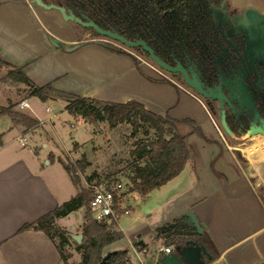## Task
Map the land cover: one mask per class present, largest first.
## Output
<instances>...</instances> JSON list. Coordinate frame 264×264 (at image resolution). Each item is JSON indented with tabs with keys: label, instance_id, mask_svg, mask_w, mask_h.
Returning <instances> with one entry per match:
<instances>
[{
	"label": "crops",
	"instance_id": "crops-1",
	"mask_svg": "<svg viewBox=\"0 0 264 264\" xmlns=\"http://www.w3.org/2000/svg\"><path fill=\"white\" fill-rule=\"evenodd\" d=\"M249 4L253 5H242ZM76 24L66 21L56 9L37 5L35 0H0V55L15 66H21L24 74L38 86L53 83L55 88L63 91L110 102L135 100L159 115L193 116L195 118H188L198 124L210 118L201 98L191 90L159 77L149 66L137 65L128 54L104 47L97 38L80 37L76 28L74 32ZM52 38L65 46L54 45ZM75 44L80 46L74 51L65 48ZM28 92L30 94V89ZM58 99L62 98L49 100ZM23 100L28 101V98L12 102L21 109ZM195 104L199 105L200 111H191L189 107ZM26 108L34 112L31 105L21 112L39 120L37 126L29 129L22 123H14L10 116L0 114L3 120L9 121L10 128L17 130H0V251L6 264H60V254L45 232H18L23 224L37 220L78 193V190L73 192L69 173H46L37 149L29 147V155H34L33 158L9 149L19 141L16 140L19 134L26 132L27 135L58 116L52 114L41 118L27 112ZM46 110L51 111L49 106ZM99 137L96 135L91 139ZM212 144L222 149L218 141H210L209 145ZM28 145L29 139L25 146ZM225 145L233 161L224 162L220 154L206 161L195 158L196 164L188 161L178 176L158 189L178 181L167 191L159 207V216L150 215V219L139 224L134 233L131 231L137 235L130 239L133 246H128L132 264L134 257L141 264H155L160 255L172 253L174 245L169 243L170 230H162L161 226L173 222L188 210L196 213L219 251V257L213 263L257 264L264 259V203L233 149ZM50 155L55 159L58 157L54 151ZM187 166L191 173L184 176ZM140 239L144 244L139 242ZM166 246L172 251L165 252L163 247Z\"/></svg>",
	"mask_w": 264,
	"mask_h": 264
},
{
	"label": "trees",
	"instance_id": "trees-1",
	"mask_svg": "<svg viewBox=\"0 0 264 264\" xmlns=\"http://www.w3.org/2000/svg\"><path fill=\"white\" fill-rule=\"evenodd\" d=\"M50 2L71 8L77 15L84 12L102 27H106V24H116L119 25L120 30L126 33L132 32L137 36L145 34L144 36L150 41L155 38L158 39L160 33L164 35L171 33V30H164L166 20L162 14L163 8L157 0H50ZM194 2L198 10L201 0H175L174 6L180 13V22H177V26L190 22L191 17L194 16L192 8ZM198 18H201L200 11H198ZM94 32L99 35L98 32ZM110 49L114 50L112 47ZM0 63L11 68L8 72L11 79L24 82L29 88L31 87L32 95L38 96L43 101L50 98H62L67 102L66 109L69 113L80 116L92 124L106 121L114 127L120 123L131 122L138 128L147 125L150 129H154L157 133L156 139L148 142L142 141L139 144L136 151L138 153L137 159L131 165L132 170L129 174V179L133 184L131 190L137 191L143 198L178 176L190 159L191 150L188 145V135L178 132L177 125L187 123L194 128V132H202L194 119H177L169 114L159 115L135 100L110 102L63 91L55 88L53 83L38 86L24 74L21 66H15L1 55ZM14 106L15 104L10 103L6 107H0V114L8 115L14 123H22L27 127L39 123V120L33 116L14 110ZM59 160L70 174L74 184L81 187L80 183L73 179V169L77 163H80L79 169L83 171L88 162L84 161L83 158L73 163H69L63 158ZM105 180L108 179H103V181ZM103 181H99L97 184L100 185ZM108 183L110 182L108 181ZM126 194L127 192H123V196ZM93 197V188H81L76 195L55 209L33 222L23 224L18 232L25 230L43 231L52 240L55 236H59L63 245L69 244L70 232L56 225L55 220L84 208V238L81 243H77V248L83 251L80 264H99L104 256L105 247L122 239L125 234L119 229L118 219L109 224L99 221L94 216ZM261 199L264 203L263 195ZM183 226L188 228L187 225L183 224ZM178 235L179 233H176V238L169 235V241H174L175 244L182 243L181 240L178 242ZM199 240L206 244L208 251L213 255L212 261L216 260L219 257V251L213 245L206 231L200 235ZM57 248L62 261L69 264L67 255L62 252L58 245ZM107 264H132L129 249H119L110 257Z\"/></svg>",
	"mask_w": 264,
	"mask_h": 264
},
{
	"label": "rangeland",
	"instance_id": "rangeland-1",
	"mask_svg": "<svg viewBox=\"0 0 264 264\" xmlns=\"http://www.w3.org/2000/svg\"><path fill=\"white\" fill-rule=\"evenodd\" d=\"M231 1L240 5L243 3H252L254 6H260V9H262L261 11L264 12V0ZM75 28L76 31H78L80 37L86 36L97 39L108 38L105 36L102 38L96 37L102 35H96L93 28L84 27L78 23L74 27V32ZM123 47L126 49L129 48L125 45H123ZM147 60L149 63L153 64L159 69L158 72L154 70V73L165 79L161 73L167 74V72H165L162 68H159V66L154 64V62H152L150 59ZM10 69L11 68L9 66L0 63V106L8 105L12 101L18 103L21 99L27 97L31 108L34 111L31 112L30 109L26 108L25 110L27 112L35 113L41 118L52 114L58 116L53 117L51 121L46 122L43 125L38 126L35 130L29 132L26 135L29 139L28 146L22 145L19 141H17L16 143L9 146V149H13V151L23 155H29V147H32V149L35 150L37 149L39 154L37 156L39 161L42 163L41 166L47 169L46 173H68L63 167L62 163L57 159L59 156H62L59 158H63L69 163H73L78 159H85L84 161L88 162L85 166L86 169L83 171L80 170V163H77L73 169V179L75 182L80 183L81 185V187H77L70 178L73 192H76L81 188L88 189V187H91L90 185L97 184L99 181H103V179H108L103 181L106 185H112L117 181L124 183V191L127 192L129 198L128 200H125L123 207L131 208L128 210V212L123 211L120 214L118 222L119 227L122 229L125 236L122 239L115 241L105 247L104 255L108 252V250H118V248L122 250L128 248V246H133V243H131L130 239L137 235L136 233L133 235L131 231L134 233V229H136L139 224L142 225L143 223L147 222L150 219V215L153 214V216H156V218L159 216V207L163 202V199L166 197L167 191L178 183V181L174 182L162 190L157 189L151 192L145 198H143L137 191L131 190L133 184L129 179V174L132 170L131 165L137 159V148L142 141L148 142L156 139V131L154 129H150L147 125L138 128L131 122L120 123L114 127L110 126L106 121L92 124L80 116L69 113L65 106L66 102L62 99L43 101L38 96L30 95L31 92L29 94L28 90H32V88L27 86L29 88L28 89L23 83L11 79L8 76ZM181 87L183 89L189 90L184 85ZM47 106L50 107V112L46 110ZM189 108L191 111L195 109H197V112L200 111L198 104L192 105V108ZM13 109L21 112V109L23 108L20 109L15 105ZM203 114L204 113H202V115ZM179 116L180 117L177 118L180 119L193 117L184 116L181 114ZM214 118L218 123L216 116ZM200 120L203 119L200 118ZM8 123V120H3V118L0 117V130L9 129L10 132L17 131L16 129L10 128L9 125H7ZM22 125L27 127L24 124ZM198 125L201 126V133L199 131L194 132V128H192V126L187 123L177 125L178 132L181 134L190 135L192 133L188 140V145L191 150L189 159V161L191 160L190 164H196V161H194L195 158L197 159L199 157L206 161L207 158L213 157L214 155L217 156V154H220V159H223L224 162L230 160L233 161L232 156H229L230 154L225 145L226 142L224 141V143L223 141L219 140V134H223V136L228 139L226 133L223 130L220 132V130L217 129L215 123L212 122L211 118L201 121V123ZM34 126L37 125H33V127ZM96 135L100 136L99 139H91ZM256 138H258V140L260 138L263 139L260 136H257ZM258 140L252 139L250 143L245 145H238L236 143L234 144L228 140V145H230V147L233 149L235 156L237 157L242 168L247 172V175L254 185L256 191L260 193L261 196H264V173H262V171L261 173H257L260 168H262L264 172V161H262L264 158V145L261 146V149L255 147V144L258 142ZM210 141H218L221 143L222 149L215 147L213 144L209 145ZM250 146H252V156H249V153L245 151V149L249 148ZM52 151H54L56 156H58L56 159L54 156L50 155ZM29 157L33 158L35 156L29 155ZM184 173V176L191 173L190 166L186 168ZM108 181L110 183H108ZM70 197L71 195L68 197V199ZM84 212L85 209L83 208L75 212V214L72 213L69 216L57 218L55 220L56 225L70 232L71 235L69 244L63 245L59 236H55L54 240H52L47 235L49 239L55 244L56 248L58 245L62 252L67 255L69 264H80L82 262L83 251L77 248V242L72 237V234H83V225L85 223L83 217ZM97 214L98 213L94 211V216ZM169 243L174 245L173 247L175 248L174 241ZM59 257L61 259V256ZM132 261L133 264H141L139 259L136 257H134ZM0 264H6V260L1 251ZM60 264H65L62 259Z\"/></svg>",
	"mask_w": 264,
	"mask_h": 264
},
{
	"label": "flooded vegetation",
	"instance_id": "flooded-vegetation-1",
	"mask_svg": "<svg viewBox=\"0 0 264 264\" xmlns=\"http://www.w3.org/2000/svg\"><path fill=\"white\" fill-rule=\"evenodd\" d=\"M157 1L163 8L162 14L166 20L164 30H171L169 35L160 33L158 39L150 41L145 34L137 36L132 32L126 33L116 24H106L103 28L117 32L131 41H146L168 65H182L189 79L199 85L203 94L189 86L182 72H171L159 66L141 46L133 48L110 37L98 38L96 41H105L112 46L113 51L132 56L137 65H149L141 57L150 59L167 72L162 73L165 79L192 90L201 98L217 129L226 133L228 139L219 134V140L225 141V144L230 140L234 144L245 145L252 139L258 140L257 136L264 139V26H251L247 12L248 7H258L251 4L240 5L231 0H201L198 10L194 2V16L190 22L177 26L180 13L174 6L175 0ZM258 10L264 14L259 8ZM198 11L201 12V18H198ZM82 14L86 15L84 12ZM123 45L129 48L126 49ZM257 46H262V49ZM223 111L230 133L222 123ZM253 129L258 132L248 136ZM263 142L264 140L261 141L262 145ZM261 171L264 173L262 168L257 173ZM174 221L178 225L169 229V235L173 238L181 230L193 229L189 226L184 228L177 218ZM191 238L203 244L208 251L206 244L200 242L199 234H192ZM208 253L211 254L209 251ZM203 257L207 259V255Z\"/></svg>",
	"mask_w": 264,
	"mask_h": 264
},
{
	"label": "water",
	"instance_id": "water-1",
	"mask_svg": "<svg viewBox=\"0 0 264 264\" xmlns=\"http://www.w3.org/2000/svg\"><path fill=\"white\" fill-rule=\"evenodd\" d=\"M35 2L37 3V5L42 6L46 9H56L60 11L63 18L66 21H74L78 24H81L84 27H91L102 36H107V37L116 39L122 42L123 44L133 47V48L141 46L146 52L150 54L151 58L159 66L171 72H179V71L182 72L186 80L188 81L189 86L192 89H197L199 94H203V91L201 90L199 85H197L196 83H193L189 79L182 65L179 64L177 67H172L168 65L165 61H163L159 56L156 55L154 49L151 46H149V44L146 41L144 40L131 41L123 37L117 32L104 29L98 23H96L93 19H91L90 17L84 14L77 15L71 8H67L63 5H59L55 3H46L44 0H35ZM247 12H248V17H249L248 19L250 20L249 22H252L251 26H255L256 24L264 26V14H262L258 9H256L255 7H248ZM51 41L56 46H59V47L65 46L63 42L59 41L56 38H52ZM98 42H100L104 47H107V48L112 47L110 44L106 43L105 41H98ZM79 46L80 44H75V45L65 47V48L67 49V51H74ZM257 47H259V49H262V46H257ZM257 56L259 55H256V56L254 55V57H257ZM222 123L225 129L227 130V132L230 133L231 130L226 122L224 111L222 113ZM257 132L258 131L256 129H253L252 131L248 133V136H251ZM177 219L182 224L192 227L193 229L189 231H186V230L179 231L180 236L178 235V238L183 242L175 244V248L172 253H164L160 255L155 264H212L214 262V260L212 261L213 256L210 253H208L206 247L203 244H200L195 239L191 238L192 234L201 235L205 231V225L201 223L196 213L193 210H188V211H185L182 215H180ZM176 225H178V222L173 221L169 224L162 225L161 229L162 230H164L165 228L170 229V228L176 227ZM72 237L76 240L77 243H81L84 238V235L81 233L72 234ZM139 242L141 244H144V240L142 239H140ZM117 252L118 250L108 251L102 257L99 264H107L110 257ZM204 255H207V259L203 257ZM209 261H212V262L209 263ZM213 264H218V263H213ZM257 264H264V259Z\"/></svg>",
	"mask_w": 264,
	"mask_h": 264
},
{
	"label": "built area",
	"instance_id": "built-area-1",
	"mask_svg": "<svg viewBox=\"0 0 264 264\" xmlns=\"http://www.w3.org/2000/svg\"><path fill=\"white\" fill-rule=\"evenodd\" d=\"M141 57V56H140ZM145 61L148 62L144 57H141ZM143 60H139L140 62ZM148 66L153 69V71H159L158 68H156L153 64L148 62ZM147 66V65H146ZM160 68V67H159ZM163 76V74L161 73ZM164 77V76H163ZM182 86V85H181ZM29 103L27 100H23L20 102V107L25 108L29 107ZM49 109V108H48ZM16 140H19L22 145H27L28 143V137L26 136V132H22L16 137ZM2 147V143L0 141V148ZM91 188L94 189V197L92 201V207L95 212L98 214L95 216L99 221H104L106 223L111 224L113 220H117L120 216V214L123 211L128 212V208H124L123 205L125 203V200L129 198V196L126 194L123 196L124 187L125 184L117 181L111 186L104 184L102 182L100 185L93 184L90 185ZM163 250L165 252H171L172 248L170 246L163 247Z\"/></svg>",
	"mask_w": 264,
	"mask_h": 264
},
{
	"label": "bare ground",
	"instance_id": "bare-ground-1",
	"mask_svg": "<svg viewBox=\"0 0 264 264\" xmlns=\"http://www.w3.org/2000/svg\"><path fill=\"white\" fill-rule=\"evenodd\" d=\"M262 140H264V139H261V138H260V139L258 140V142L255 144V147L261 149V146H263V145L261 144V141H262ZM259 141H260V142H259ZM263 143H264V142H263ZM245 151L249 153V156H252V146H250L249 148H246ZM253 158H254V157H253ZM253 160H254V159H253Z\"/></svg>",
	"mask_w": 264,
	"mask_h": 264
}]
</instances>
